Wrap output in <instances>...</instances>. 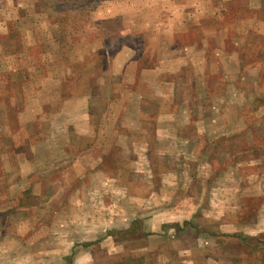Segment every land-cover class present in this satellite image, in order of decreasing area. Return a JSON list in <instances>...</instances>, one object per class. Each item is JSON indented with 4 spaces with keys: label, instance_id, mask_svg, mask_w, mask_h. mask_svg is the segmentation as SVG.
Here are the masks:
<instances>
[{
    "label": "rangeland",
    "instance_id": "rangeland-1",
    "mask_svg": "<svg viewBox=\"0 0 264 264\" xmlns=\"http://www.w3.org/2000/svg\"><path fill=\"white\" fill-rule=\"evenodd\" d=\"M0 264H264V0H0Z\"/></svg>",
    "mask_w": 264,
    "mask_h": 264
},
{
    "label": "crops",
    "instance_id": "crops-1",
    "mask_svg": "<svg viewBox=\"0 0 264 264\" xmlns=\"http://www.w3.org/2000/svg\"><path fill=\"white\" fill-rule=\"evenodd\" d=\"M128 54L126 51L121 50L115 55V58L113 59L112 61L113 63L111 66L112 72L114 74H123L124 65H125L124 62L128 60ZM74 109L76 111V116H78L77 120L79 121L78 125L75 123L76 124L75 129L80 132L81 130L84 129L86 134H91L90 131L92 130V124L90 122V116H89V103H86V104L74 103ZM68 140L70 141L73 140V135H70L69 131H67V141Z\"/></svg>",
    "mask_w": 264,
    "mask_h": 264
}]
</instances>
